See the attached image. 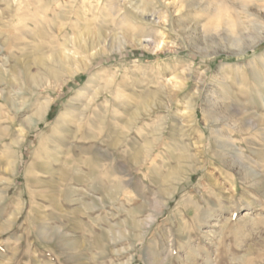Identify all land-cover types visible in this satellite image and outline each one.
Masks as SVG:
<instances>
[{
	"label": "rangeland",
	"instance_id": "1",
	"mask_svg": "<svg viewBox=\"0 0 264 264\" xmlns=\"http://www.w3.org/2000/svg\"><path fill=\"white\" fill-rule=\"evenodd\" d=\"M11 1H0V11L5 10ZM66 1L68 4L62 3L56 14L62 13L73 0ZM129 1L89 0L90 6L97 9L91 11L87 7V12L79 9L86 20L77 22L72 18V29L67 27L63 30L66 34L51 35L53 38L46 35L47 40L31 36L23 41V45L7 51L1 50L0 40V74L6 70L3 77L10 81L6 86L0 85V150L8 142L7 137L2 136L4 133L11 131L19 138V130L25 129L35 118L38 106H46L42 119L35 121L31 130H25L17 172L10 177L0 173V182L5 179L13 181L8 206H0V264H72L66 259L69 252L64 253L52 242L37 237L36 225L41 226L46 221L48 228L63 231L67 237H77L86 244H92L93 238L101 232L108 233L112 228L118 232L116 226L130 216L132 208L142 205L144 199L156 200L154 194L159 185L155 179L175 164L174 159L183 144L197 141L200 128L208 137L204 144L196 143L190 151L198 162L194 166L196 171L187 176L169 207L156 214L147 210L136 216L145 225L154 216V220L145 226L143 240L133 246L129 240L117 241L109 246L108 256L101 260L96 259L99 252L90 247L84 253L87 260L79 264H155L146 259L149 250L158 254L161 262L157 264H264V160L247 150V144L253 142L251 147L264 153V142L255 130L243 133L218 125V130L232 138L238 153L226 154L223 160L217 158L210 134L211 120L206 112L208 97L213 92L221 97L217 82L224 78L240 101L232 112L238 114L243 108L264 119V94L259 91L255 80L264 84V70L257 60L264 57V0H153L149 11L144 13L134 11ZM136 1L132 0L133 4ZM219 2H224L225 6L218 8ZM13 3L15 5L16 0ZM47 13L49 15L42 19L50 22L55 14L50 9ZM83 27H88V32L102 40L89 53L92 56L88 69L79 73L76 81L63 84L60 80L47 79L42 84H35L30 77L42 73L35 63L36 58L50 59L51 54L61 50L62 44H66L64 54L71 55L72 44L68 40L74 31L79 33ZM253 30L260 40L250 50L248 44L255 36ZM26 31H31L30 27ZM242 36L245 38L239 45L234 42ZM25 57L29 69L24 78L20 76L15 60ZM250 63L253 65L249 66ZM234 65L241 68L242 72L238 73H243L245 89L239 90L228 80L236 75ZM204 70L193 131L183 138L178 130L183 123L186 97L194 91L195 81ZM257 93L255 104L249 98ZM144 95L162 96V106L156 108L159 106L156 101L150 113L139 115L129 127L130 137L141 131V135H135L140 137L136 142L141 145L145 138H154L153 131L158 130L162 135L158 146H154L145 160L132 164L127 160L133 154L129 145L123 142L111 146L110 140L99 138L105 121H128L127 114L136 110L135 103ZM57 120L70 121L59 130L54 126ZM178 121H181V125L175 128L178 139L173 142L169 135L174 122ZM119 128L127 132L123 124ZM51 136L58 138V142L52 145V152L47 150L45 142ZM94 136L98 139H93ZM89 147H96L108 156L99 170L100 186L105 189L119 187V194L109 204L101 202V191H91L87 181H75L78 175L88 174L86 160L90 154L86 150ZM31 163L37 168L45 164L51 173L44 174L39 169L28 172ZM121 165L124 169L120 168ZM71 166L73 168H69ZM62 170L74 171L73 176L61 180L56 173ZM245 171L251 175L247 176ZM39 182L51 183L55 190L38 189ZM67 190L71 194L68 202L62 199ZM184 194L198 203L199 212L189 210L184 216L177 211V202ZM91 202L101 207H86L93 204ZM72 220H78V230L65 229ZM4 224L8 226L3 229ZM123 231L127 236L128 229Z\"/></svg>",
	"mask_w": 264,
	"mask_h": 264
},
{
	"label": "bare ground",
	"instance_id": "2",
	"mask_svg": "<svg viewBox=\"0 0 264 264\" xmlns=\"http://www.w3.org/2000/svg\"><path fill=\"white\" fill-rule=\"evenodd\" d=\"M0 1H3V0H0ZM14 1L15 0L7 3L6 9L0 11V40H2V43H1L2 49L1 50H5V51L11 49L14 46L23 45V41H25V39L31 38V36L45 40L46 38H48L49 35L50 36L51 35H58V34L62 33L65 28L70 27V24H71L70 22H71L72 18H75V20L77 22L86 20V17H84L85 14H83V13L81 14V12H79L80 11L79 9H82L84 11H86L87 7H89V9L91 11L97 9V8H92V6H90L89 0H76V1L73 0L72 2L69 3V5L65 6L64 11H61L62 13L56 14L57 8L60 7L62 3L68 4V2L66 0L64 2H63V0H45V1H42V0H16L15 5L13 3ZM152 1L153 0H138L133 4L132 0H130L128 3L134 7L133 8L134 11L136 10L137 12L140 11V13H144V12L149 11L148 9H150L149 6H150V3ZM217 6H218V8H222L223 6H225V3L219 2ZM226 8L229 9L228 6H226ZM48 9H50L52 14H55V15L53 16L51 14L53 16L51 21L45 22V21H43L42 18L49 15L47 13ZM91 13H93V12H91ZM4 18H5V20H3ZM75 20H74V22H75ZM233 25H235V24H233ZM27 27H30V30L32 32L26 31ZM87 28L83 27L82 30L80 29L79 33L75 32L73 30L74 31L73 36H72L71 40H70V38L68 40V42L70 41L69 43L72 44V46L70 45L71 46L70 49L72 51V53H70L71 55L64 54V51L66 52V50H65L66 44H64V45L62 44V46L60 47L61 50H59V52L51 54L50 59L44 58V57L36 58L35 63L41 69L40 71H42V73L41 72H40L41 74L37 73L38 76H31L30 79L33 80V82L37 85L42 84V82L44 80H47V79L60 80L63 82V84L69 82V80L76 81V76L79 75V73H83L84 71H86L89 67V64L91 62V56H92L91 54H89L90 51L93 50V47L95 44L100 43L102 41L100 36H96V35H93L92 33L88 32L89 29H87ZM70 29H72V27H70ZM64 32H63V34H66ZM253 32L255 33V36L252 37L253 39L251 38L252 40L248 44V48L250 50L254 49L257 42L260 40V38L257 37L256 32L254 30H253ZM46 35H48V36H46ZM101 36H102V34H101ZM244 38L245 37L242 36V38H238V40H235L234 42L239 45L242 42V39H244ZM247 38H248V36H247ZM234 42H232V43H234ZM37 48L40 49V46H37ZM70 49H69V51H70ZM257 60H258L259 64L262 66V69L264 70V57L263 58L258 57ZM27 63H28V61H26V57L21 59V60H15V66L17 69L20 70V72H21L20 76H22L24 78L27 77V75H28V69H29L28 67L29 66L27 67V65H28ZM248 65L252 66L253 63H250ZM227 68H230V67H227ZM221 69H224V68L221 67ZM251 69H253V68H251ZM14 70H13V72L15 73ZM234 70L236 72L235 77L232 78V76H231V78L230 79L228 78V80L231 81V83L237 85L239 90H242L243 88L245 89L246 85H245V82L243 79V73H241L240 75L238 73L239 71H241V68H239L237 65H234ZM205 72L206 71L204 70L202 73L199 74V76H198V78L194 84V86H195L194 91L191 94H188L186 97L185 114L183 115V120H182L183 123H181V121L180 122L179 121L174 122V127H172V129L170 131V135H169L170 140L173 142H177L178 138H176L175 128L177 126H179L180 123L182 124V125L180 124L182 127H180V129L178 131L180 132V134H182L183 138L190 136L191 132L193 131L192 127L195 124V117H196V115H195V107H196V103H197L196 100L198 98V95L201 92ZM251 72H252V70H251ZM4 75H6V70L4 72H1V74H0V85L3 84L4 86H6L7 84L10 83V81H8L6 78H4L3 77ZM65 75H66V77H65ZM253 78H254V76H253ZM8 79H10V77ZM232 80H233V82H232ZM255 80L259 85V88H260L259 91L264 94V84H261V82L258 79H255ZM228 83L224 78L222 81L219 80L217 82V84L219 85L217 90L221 94V97H219L216 92H213L211 94V96L208 97L207 102H206V103H208L207 105L209 108L208 111H206V112H207L208 118L211 120L209 122L210 134H211L212 140H213L214 145H215V147L213 149L214 155L217 156V158H219L221 160L225 159L226 154H229V153L237 154L238 151H236V148L233 146L232 138L229 136V134H225L222 131L218 130V127H219L218 125H225L229 129H234V130H237V131L243 132V133H249V132H252L255 130L256 133L261 137V139H262L261 141L264 142V119L262 120V118H259L255 115L247 113L246 110L243 108L241 109V111H238L239 112L238 114L232 112V108L240 105V103H239L240 101H239V98L233 94V90L230 88ZM57 84H58V82H57ZM95 94H97V93H95ZM80 95H82V94H80ZM257 95H258V93L252 95L251 98H249L255 104H257V99H258ZM162 99H163L162 96H158V97L157 96L155 97V95L141 96L139 98V102H136V103L134 102L136 105V110L127 114L128 121L122 123L121 121L115 120L116 122L114 121V123H110V120H109V122L105 121L104 124L102 123L104 125V129H101L102 127L100 126L102 135H101V138H99V139L110 140L112 142V143H110L111 146H117L119 143L124 142L125 144L129 145V147L133 151V154L132 155L130 154V156L127 160L132 164H138V163L142 162L143 159L145 160L150 155L154 146L156 144L158 146L157 142H159V140L161 139L160 136L162 134L158 130L153 131L152 135L154 136V138L152 137V140L145 138L143 140V143L140 145L136 142L138 140V138H140V137H137L135 135L136 134L141 135L140 134L141 131L136 130L137 133L134 135V137H130L131 131H129V130L131 128H129V127L131 125H133V123H135V121H137V119H138L137 117L139 115H142V114L146 115V113H150L152 111V109H154L153 106L156 105V101L159 102V106H156V108H161V106H162L161 100ZM221 100H222V103H220ZM168 101L170 102L171 99H168ZM45 107L46 106L44 104L38 106L36 113H35V118H33L32 120H30L27 123L25 129L19 130V132H18L20 134L19 138H18V136L14 135V133L11 131L9 133L7 132V134L4 133L2 135V136L5 135V137H7L8 142L3 144L2 149L0 150V165H1L0 166V173H4L5 176L10 177V176H13L17 172L18 165L21 162V155L19 153V148L22 145V143L25 141V138H26V133H25L26 131L25 130H31L30 128H32V126L34 125V122L35 121L38 122L39 120L42 119ZM113 119L114 118H112V120ZM59 120L54 122V126H56V128H58L59 130H63L62 127L64 126V123L70 121V120H65L63 122H59ZM121 124H123V128H125V130H127V132H124L123 130H121L119 128ZM229 132H231V131H229ZM55 136L48 137L45 141L47 144V150L48 151L54 150V149H52L53 148L52 145L55 144L56 142H58V138H56ZM207 137L208 136H206L204 129L200 128L199 132H198L197 141L195 143L187 144V145L183 144L181 146V148L179 149L180 150L179 155L176 156V158L174 159L175 164L173 166H170L168 171L165 174L159 176V179L157 178L158 180L154 178L155 181H158L157 184L159 185L157 192L154 194V195H156V200L150 201V200L144 199V202L142 205L132 208L129 211L130 216L126 220H124L123 223H120L116 226V228L118 229V232L112 231L113 228H112V230H110L108 232L110 234V236L108 235L107 232L106 233L101 232L99 236H96L93 238L92 244H86L85 242L80 241L77 237L76 238L70 237V235H69V237H67L63 233V231L61 232V231L56 230V229L48 228L46 225L47 223L45 221V223L41 224V226H40V224L38 226L36 225L37 237L43 241L45 240L48 242H52L53 244H55V246H56V248H58V250L63 251L64 253L69 252L66 259H67V262H70L72 264H79V263L86 261L87 259L84 257V253L86 251H88L90 249V247L94 248L95 250H97L99 252L96 256V259L101 260L102 258L108 256L107 254H108L109 246L112 244H115L117 241L119 242L120 240L125 239V240H129L132 243V246L137 244L138 242L143 240V234L146 233L145 228H147L145 226L149 225L154 220V216H151L148 219L146 225L144 222L136 219V216L141 215L143 212H145L147 210L153 211L156 214V213H158V211L162 212L164 208L169 207L170 201L175 198V195L179 192L182 185H184L183 183L187 180V176L188 175L191 176V174L196 171V169H195L196 167H194V166H196V164L198 165V162L193 158L192 155H190V151L193 149L192 147L195 146L196 143L197 144H204ZM59 138H60V136H59ZM126 138L128 140H125ZM93 139H98V137L94 136ZM247 140L245 142H247ZM252 145H254L253 142H250L249 144H247V146H248L247 150L258 155L261 160H264V153L259 152V150L256 151L257 149H254L253 147H251ZM89 148L90 149L86 150V152L88 154H90L89 158L86 160V164H87L88 169H89L88 174L86 176L83 174L78 175L77 178L75 179V181L78 183L82 182L83 180H85V182L87 181L89 184L88 187H89V189H91V191H95L97 193L101 191V193H102L101 202L104 204H109L113 200L116 199L120 190H119V187H116V186L115 187L113 186L110 189H105V188H102L100 186V180H101L100 177L101 176H100L99 170H100V167L103 164V162L105 164V161L108 160V156L105 153L101 152V150L96 149V147H95V149H91V147H89ZM86 152H83V153H86ZM88 154H87V156H88ZM47 155H46V157H47ZM52 155H53V153H52ZM57 156L58 155L56 152V158H57ZM53 157H54V155H53ZM49 160H50V158H49ZM204 160H203V162H204ZM190 163L191 164L193 163L194 165H189ZM36 166L37 165L35 163L29 164L27 171L29 172L31 169H35V170L39 169V171L44 173V174L51 173V170L49 168H47V166H45V164L39 165L38 168ZM66 166L68 167V165H66ZM123 167H124V165L120 166V168H123ZM69 168H73V167L71 166ZM64 169H65V167H64ZM105 169H106V167H105ZM114 169H115V167H114ZM59 172H60V170H59ZM59 172L58 173L55 172V173L58 176L60 175L59 177L63 181L70 179L69 177H72L73 176L72 174L74 173V171H73V173H71L72 171L70 172L68 170H65V171L62 170L61 173H59ZM246 172L247 171H245V173ZM76 173H79V172H76ZM83 173H85V172H83ZM121 173H122V171H121ZM52 174H53V172H52ZM117 174H118V172H117ZM246 175L250 176L251 172H250V174L246 173ZM253 176H254V178L258 177L256 175H252V177ZM57 178L58 177L56 176V179ZM252 180H254V179L252 178ZM256 180L257 179H255V181ZM25 182L28 183V179H26ZM55 182L58 183L57 181H55ZM244 183H246V182H244ZM12 184H13V181L9 180V179H5V180L0 182V187H1L0 188V206H3V207L8 206L7 205L8 195L10 192V187H12L11 186ZM36 187L38 189L48 190V192L55 190L54 186H52L51 183L50 184H43V183L39 182V183H37ZM103 187H105V186H103ZM262 187H264V186H262ZM37 188H35V189L38 190ZM32 191H34V190H32ZM39 195H41V194H39ZM70 197H71V194L68 190H67V192H63L62 199L64 201L67 200L66 202H68ZM178 201L179 202H177L178 203L177 204V211L181 212V214L183 213L184 216H185V214H187V212H189V210H191V211L193 210L196 213L199 212V206L196 205L197 202L196 203L193 202L191 200L190 195L184 194V196L180 197V200H178ZM91 203H93V204H91L90 206L87 205L86 207L94 208L96 206H99L98 203L96 204V202H91ZM82 207H84V205ZM99 207H101V206H99ZM70 215H71V213H70ZM72 215H73V213H72ZM180 216L182 217V215H180ZM46 218H44V219H46ZM75 219H76V215H75ZM199 219L201 220V218H199ZM202 220H204V218ZM77 222H78V220H77ZM77 222L72 220L65 229L70 230V231L78 230V223ZM255 222H257V221H255ZM253 225H255V223ZM7 226H8V224H4V225H2L1 228L4 229ZM79 226H80V224H79ZM253 227H255V226H253ZM82 229H80V230H82ZM123 229H128L129 233L127 236H126L125 232L123 231ZM4 232H5V230H4ZM26 234H27V232H26ZM146 259L148 260L149 263L157 264V263L161 262V260H159L158 254L154 250H149L146 253ZM189 261H191V260H189Z\"/></svg>",
	"mask_w": 264,
	"mask_h": 264
}]
</instances>
